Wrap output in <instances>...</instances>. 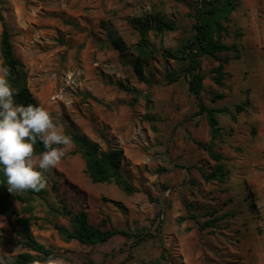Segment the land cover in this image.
Segmentation results:
<instances>
[{
    "label": "rangeland",
    "instance_id": "1",
    "mask_svg": "<svg viewBox=\"0 0 264 264\" xmlns=\"http://www.w3.org/2000/svg\"><path fill=\"white\" fill-rule=\"evenodd\" d=\"M197 5L198 0H0V36L4 23L37 105L60 131L85 134L104 151L121 149V172L134 188L126 194L114 183H92L73 143L62 146L65 155L44 173L40 194L7 190L17 216L30 219L32 235L59 254L38 264H264V0H236L222 22L221 39L230 50L218 54L227 58L220 85L212 72L220 62L200 58V97L222 109L221 136L213 142L220 162L196 144L210 143L209 127L204 115L194 116L186 61L179 59L195 34ZM155 17L174 29L148 32L140 79L134 70L138 20L147 18L154 27ZM117 37L124 56L112 43ZM172 73L179 77L169 83ZM216 95L222 97L212 101ZM33 159L38 163L39 155ZM217 163L220 175L206 180ZM59 198L74 211L85 210L93 225L153 237L137 245L122 236L95 245L65 241L54 228H71L56 212ZM18 229L0 216L5 263L26 251Z\"/></svg>",
    "mask_w": 264,
    "mask_h": 264
},
{
    "label": "trees",
    "instance_id": "2",
    "mask_svg": "<svg viewBox=\"0 0 264 264\" xmlns=\"http://www.w3.org/2000/svg\"><path fill=\"white\" fill-rule=\"evenodd\" d=\"M236 0H198V5L194 11V30L193 38L184 45L179 53V59L186 61L184 73L188 80V90L196 99L197 110L194 116L204 115L209 127L210 143L208 145L196 142L197 146L203 151L207 152L208 156L215 162H220L223 157L221 154L213 150V142L221 136V129L218 125L217 115L222 113V109H217L207 106L201 99L200 93L202 91L203 76L199 74L200 58L202 56H211L220 63L217 67L212 69L215 73L214 82L220 85L223 80V65L227 63V58L219 57V53L230 50V47L222 42V34L225 28L222 22L227 21L230 12L235 8ZM1 18V17H0ZM155 26L152 27L147 18L138 20L139 26V41L136 45L138 52L137 61L134 64V70L137 76L142 79L143 71L141 60L146 55L147 36L150 30L156 32L170 31L174 29V24L166 22L159 17H155ZM113 45L119 52L120 56L125 54V45L121 38H113ZM0 54L2 57L3 67H6L9 72V81L11 87L15 90L14 101L18 105L27 106L29 104L38 106L35 99L32 97L26 87V75L23 71V64L18 58L14 56L13 46L10 39V33L7 26L2 24V32L0 36ZM178 75L169 74L167 81L169 83L178 79ZM222 95H216L212 101L221 98ZM235 120V115L230 114ZM64 134L71 137L74 145L73 153H78L84 161V172L92 183H114L124 193L132 194L134 188L128 182L121 172V166L124 159V153L119 148H112L102 150L97 142L88 138L85 134H81L74 130H65ZM62 147V146H57ZM33 157L38 156L45 149L40 141L33 146ZM221 165L217 163L211 175L205 176L206 180L210 177L219 176ZM39 170V169H38ZM3 174L0 173V216H3L10 226H19L21 229L16 230L20 237L22 246L26 249L25 252L15 255L12 261L5 264H38L47 260H53L59 257V254L50 247H46L39 242L31 233L30 219L27 217H18L16 208L13 203V197L10 196L7 189ZM32 190L20 192L22 195L40 194ZM20 201H27L24 197H15ZM60 208L56 211L60 216L69 221L70 227L55 224L54 228L59 236L65 240H75L82 245L103 244L115 236H122L127 239H132L135 245L141 241L153 237L149 233L143 231H131L129 228L125 229H104L100 226L93 225L89 222L87 212L83 209L72 210L63 199H58ZM33 209V205H28V211ZM189 218H195L190 215ZM211 226V222H207ZM70 262V261H69Z\"/></svg>",
    "mask_w": 264,
    "mask_h": 264
},
{
    "label": "clouds",
    "instance_id": "3",
    "mask_svg": "<svg viewBox=\"0 0 264 264\" xmlns=\"http://www.w3.org/2000/svg\"><path fill=\"white\" fill-rule=\"evenodd\" d=\"M15 94L8 69L0 67V173L10 193L39 192L46 187L44 173L53 170L65 155L63 147L57 146H68L72 141L47 110L18 105ZM37 141L45 149L38 163L33 159ZM0 264H5L3 258Z\"/></svg>",
    "mask_w": 264,
    "mask_h": 264
}]
</instances>
